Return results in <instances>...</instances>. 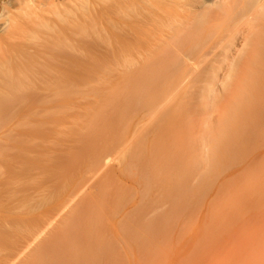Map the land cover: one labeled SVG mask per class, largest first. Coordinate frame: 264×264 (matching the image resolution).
<instances>
[{
  "label": "bare ground",
  "instance_id": "1",
  "mask_svg": "<svg viewBox=\"0 0 264 264\" xmlns=\"http://www.w3.org/2000/svg\"><path fill=\"white\" fill-rule=\"evenodd\" d=\"M0 22V86L2 87V89H0V109L3 110V112L0 113V120L10 125L14 124L12 128H10V126L0 128V264H37L36 261L39 259H32L30 255L38 253L41 240L47 236V234L51 233L52 230L61 225L67 226V235L64 240L61 241L58 253L49 256H41L38 253L39 257L44 259L43 264H86L85 254L88 253V251H85V248L86 246L89 247V242L93 243L97 248V251L94 253L97 258L91 257L92 260L97 259L98 264H122L119 260V256L115 255L113 251L110 252V249L104 250V241L102 240L103 235L100 232V224L104 223L103 216L109 213H107V211L115 200V192H120L117 193L119 196L121 192L124 193L123 188L127 187V184L126 186L122 185V183H118L119 185H117L116 181L119 180V178H125V180L127 178L125 175L117 176L116 172H114L115 168L112 167V164L110 166L109 163L113 152L115 155L118 153L119 147V152L126 147L123 141L126 142L128 140L127 136L129 135L128 133L131 126L127 129L128 133L124 130L126 133L123 132L125 134H121L123 137L126 135L125 138L127 140L122 137L124 140L121 141V138L113 135L115 131H113L112 128L111 130L109 129V131L112 132V136L111 134L109 135L112 138V142H114L113 145L110 136H108V133L111 132H108V137L105 138L106 135L104 134L107 131L104 132L103 129L105 130L107 128L106 124V128H102L101 132L99 130L100 126L98 125L99 128L95 126L97 123H100L98 120L101 114H99L97 121L95 120L96 123H93L95 124V128L89 125V128H92V130L88 128L89 130L87 132L83 130V132H75V136L66 139L62 145L58 144V146H55L57 144H54V146H52L50 144L41 149L42 147L40 148L38 144V150H34L30 145L31 140L29 139L31 136L29 135V129H26V127L34 122L41 124H61L63 121L65 122L64 124H68L66 122L70 121L71 113L74 112H72V109L79 108V106H83L84 104L85 106L87 105L89 99L88 79L89 77H93H91V75L116 77V81H111L113 84L110 83L112 89L110 88L109 90L110 84L103 87L104 89L100 86L103 92L105 89L107 93L108 91L112 93V90L115 92L114 89L116 90L118 83V88L121 87L122 90L126 89L123 92L120 90L122 95L126 92L125 94L128 96L127 94L129 93L128 97L130 98V96H132V103L137 99V101L144 104V107L151 104L150 110L155 107L151 102L153 99H155L154 103L156 107L162 108L163 105H166L164 99L166 100L167 97L162 96L164 95L163 91H165H162V88L165 87V84H168V82L164 83L165 81L172 82V80L170 81V79H168V77H172L175 83L169 84L168 86L170 88L168 87L167 89L171 90V86H174L172 89H174L176 93L179 92L178 95L180 94L181 97L180 105L177 104L180 98L175 96L178 100L175 103L176 105H173L176 106V108L177 105L180 106L177 108L179 112L175 109L176 112L173 113V116L176 114L178 115V113L184 111V109L189 106V108L187 107L188 109H186L187 111L189 110L188 117H185V119H188L184 120L185 123H189L193 127L194 122L192 121L194 117L192 115V109L201 107L203 111L215 110L217 100L219 99V95L215 88L221 82L222 86L225 85V80H222L220 76L221 72L227 71L230 76H236L238 74H251V76H253L256 74V78L259 77V74L264 75V0H0ZM227 72H225L224 76ZM137 76L143 79L140 77L137 78ZM146 76H149L150 79ZM151 77L155 78L156 83H153V81L150 83ZM157 77L159 80L161 77H164V80H166L164 81L162 79L164 82L161 80V83H159L157 82ZM124 78H128V81ZM118 79L121 81L117 82ZM123 79L125 80L123 81L125 82V87L122 85ZM108 80L110 81V79ZM131 80H133V82L138 81L134 83V85L137 86H132V84H130V82H132ZM144 80H147V84L150 83L152 87H155V89L153 88L154 91L156 90V93L153 92L154 96H151V94L153 95L152 87L143 84L145 82ZM148 80H150L149 83ZM105 82L109 83L107 80ZM141 82L142 86L146 89L141 86ZM258 82L260 81L258 80ZM137 83L140 84V87ZM158 83L160 85L162 84L161 91L159 90L160 92H157L160 87L157 86ZM255 84L254 86L251 84V86L253 88L256 86L257 89L258 85ZM261 86L264 87V84ZM97 87L98 86H94V89H92L94 91L97 89L99 93H103L102 90L100 91ZM135 87L138 91L137 89L135 91ZM139 88H142L140 89L142 91L141 95H144V97L141 95H139L140 97L136 96L141 92ZM168 90L165 91V96L168 94ZM249 91L251 92V90H248V92ZM97 93L96 95L99 94ZM107 93L105 96L101 95L103 97H109L110 95L108 96ZM157 93H162V95ZM117 94H119V92H117ZM250 94L253 95L252 93ZM157 95L163 98H158ZM116 96L118 99L122 97H119L120 95ZM128 97V102H130L131 98L129 99ZM147 97H150V99L148 98L149 101H147ZM172 97H174V95ZM237 97L240 101L241 97ZM248 97L247 98L250 99L249 94ZM251 97L255 100L253 101L251 98L250 102H248L249 100L246 98L248 101L244 100V102H248L247 104L254 102L255 104L251 103V106H247L246 104L242 105L244 102L240 101L241 103L239 102V105L241 104L242 106L235 104L236 109L242 108L235 110L234 107L233 110L236 118L238 117V120H235V115H233L234 121L239 122L242 118L240 123H245L241 124L242 128L243 125H246V122L251 121V118L252 122L253 120L256 121L257 118H259L261 122L263 121L264 107L262 104L264 101L262 100L263 103L261 104V100L258 102L257 97V100L254 96ZM139 98H142V101ZM185 99L188 105L185 104L186 107L183 106L184 109L181 110L182 103H185L182 100ZM113 100L112 102L116 103ZM94 101L91 102L90 100L92 103H90V107L92 108L95 106L97 107L98 104L96 100ZM104 101L106 100L104 99ZM110 101L109 104L112 105ZM117 101L119 102V100ZM126 101L127 100L123 102ZM148 102L151 103L149 104ZM93 103L95 106H92L94 105ZM171 103L172 102H169L170 105H172ZM148 106L145 108L148 109ZM243 106L247 108L244 107L243 109ZM81 107L79 110L80 115L74 112V114L80 116V118L82 114L81 109L84 106ZM157 109L160 112L159 114H161V109ZM90 110L91 109L87 112V117H90L89 121L93 119H91V115L93 114H90ZM150 110L148 111L150 112ZM162 110L164 111L163 108ZM233 111L231 112L233 113ZM113 113L114 112H112V114ZM210 113L211 112H209V114ZM84 114L86 116V112ZM102 114L105 115L103 112ZM164 114L167 115L168 113L166 114L165 112ZM164 114L163 116H165ZM224 114H226V112L223 113V115ZM114 115H110L111 117H109L112 119ZM154 117L157 116L154 115ZM227 117H229V115H227ZM230 117L232 119V116ZM230 117L228 118L229 120H231ZM245 117H247V119L249 118V120ZM110 118H108V121L106 120V123L109 122ZM244 118L247 120L246 122ZM102 119L100 118L101 124L102 122L105 123V117ZM228 119L224 120L227 124H229V122H227ZM261 122L258 121V123ZM109 123L111 124L113 121ZM234 124L233 128L232 125L230 127L234 130L233 132L239 128V124L236 125L237 127ZM187 125H185V127L188 128ZM107 126L109 127L110 125ZM101 127H103V125ZM111 127H113L112 124ZM224 127L223 129L225 130L226 128ZM140 129L141 127L138 129L139 131H137L140 132ZM188 130L190 131V129ZM227 130L230 131L229 129ZM227 130H225V132ZM240 130L244 131L242 129ZM209 131L211 132V130ZM246 131L247 129H245L244 135L242 136V132H235L239 134L238 140L242 139L239 143L244 139L240 137L244 136L245 139H247ZM222 133H224V131ZM190 134L191 133H189V135ZM121 135L119 137H121ZM136 137L137 136H135V138ZM235 137L237 138L236 135ZM137 138L139 139L140 137ZM183 138L185 139L184 136ZM217 138L220 137L217 135ZM223 138L221 140H223ZM212 139L215 141L214 137ZM229 139L224 140L230 141ZM133 140L130 142L132 143ZM179 140L180 139H178L177 142H179ZM196 140L197 139L194 138L193 141H191L195 145H198ZM238 140L235 141L238 142ZM118 141H120L121 146L123 145L122 148L119 145V147L115 145ZM134 141L136 142L137 140ZM134 141L133 145L135 144ZM208 141L209 140H207V142ZM219 141L220 139L217 141L218 144L221 142ZM231 141L233 140L231 139ZM235 141L234 143H236ZM107 142L110 146H106L108 145ZM207 142H205V147L199 146V148H206L208 145ZM45 143L44 141L42 145ZM188 143H190L189 139ZM223 143L224 142H222V146H224ZM226 144L228 146V142ZM243 144L241 143L237 146L242 147ZM190 145L192 144L190 143ZM199 145H201V143ZM229 145V148L231 147L230 149L234 148L233 143V146L231 144ZM211 147L216 148L217 144L216 147L215 145ZM220 148L222 149L223 147ZM127 149L131 151V148H126L123 151L126 152L125 150ZM166 149L168 150V148ZM230 149L227 150L231 151ZM235 149L238 148L235 147ZM197 150L198 152L200 151L198 147ZM39 151L41 152L40 158L39 156L37 157ZM62 151L68 153H63ZM32 152L36 153L34 159L31 156ZM203 152L205 153L206 151L203 150ZM156 153H158V151ZM229 155L231 156V154ZM134 156H136V154ZM133 157H131V159H133ZM197 157L196 161L199 160ZM207 157H209V155ZM136 158L135 161L137 160ZM176 158L178 159V157ZM177 159L175 160L174 158L175 161H177ZM114 160H116V158ZM125 160L127 161V159ZM129 161V163L132 161L133 164L131 163L130 165L128 163L127 165L129 166L127 167H129V170L126 169V167L123 168L122 174L127 171L130 172L131 168H133L132 166L139 165V163L134 164V160ZM136 166L134 168H136ZM176 166L179 167L178 165ZM176 166L173 165V167L177 168ZM111 168L114 169L111 170ZM118 170L121 171L120 168ZM68 172H70V174L72 173V177L75 176V179L73 178L74 181L72 180L67 190L60 195L58 193V187L61 177ZM144 172V178L147 175L151 176V174H146V170ZM102 176H104L103 178H105V180L110 179L111 183L105 181L106 184L101 185V183L97 182L99 177ZM115 176H117V180ZM149 176L147 179L145 178V180H147V182H145L146 185L144 183L146 187L143 186L146 189L142 188L141 191H147V187L149 186L148 180H151L148 179ZM130 178L128 179L130 180ZM35 179L36 181H34ZM107 182L113 185L109 190L110 193L113 192L114 194H110L109 190L106 189L108 192L107 194H101L100 192V194L96 195L97 190L95 192L93 186L97 185V183L102 187L107 186ZM99 185L96 187H99ZM115 186L118 188L115 189ZM139 186L142 187L141 182ZM89 187H93L94 194L92 192L93 190L90 189V193L87 192V195H83V198L82 194L86 193ZM138 188L140 189V187ZM150 188L151 187H149V189ZM142 193L141 197L144 195V192ZM146 194L145 197L148 196L150 192ZM145 197L141 198V208L143 203L145 204L143 201V199L145 200L147 198ZM82 198L86 199L82 200ZM109 198H114V200L109 202ZM81 201L83 202L80 203ZM106 201L109 202V204H107L109 206L106 205ZM86 204H89L91 208ZM149 204H151L150 201ZM94 205H96L95 207L97 208L100 207V210L95 208ZM78 206L81 207L80 211L78 210L80 208ZM148 206L146 207L148 208ZM150 206L148 209L151 208ZM93 207L95 209H93ZM130 207L132 209L131 211ZM130 207L126 211L123 210L124 208L120 212L116 210V212L121 215L116 216L114 213V217L111 219L108 229L110 234L115 237L117 245L120 247V245L123 244L121 248L124 251L125 256L123 255V258L125 264H137L138 258L135 253V235L137 234V229L135 227H137V223L136 226L133 224V215L135 216L136 213L142 211V213H144L141 215L145 214L146 216V213L147 215L149 214V210L146 207H143V210L139 209V207L137 208V204ZM88 210H90V214ZM152 210L154 211V209ZM81 211H84V213ZM122 211L123 213H121ZM155 213L156 212H154V214ZM122 215V219L118 220ZM151 216L154 218L153 215ZM116 217L118 218L115 220ZM150 221L151 220H149V222ZM69 222H72L73 227H71L72 225H70L71 223ZM142 222L143 220L140 221V223ZM127 223H130V227L128 229H123V225ZM143 223L145 224L146 222ZM141 227V232L146 231V235L143 234L147 236L149 233L147 229L149 228L146 227L149 226L145 227L142 225ZM144 240H146L144 241V245L147 246L148 238L146 237Z\"/></svg>",
  "mask_w": 264,
  "mask_h": 264
},
{
  "label": "rangeland",
  "instance_id": "2",
  "mask_svg": "<svg viewBox=\"0 0 264 264\" xmlns=\"http://www.w3.org/2000/svg\"><path fill=\"white\" fill-rule=\"evenodd\" d=\"M225 72H227V71H225ZM225 72H221V74H220L221 79L225 80V85L222 86V82H221L215 88L216 92L219 95V99L217 100L215 110L203 111V108H201V107H198L196 109H192V111H193L192 115L194 117V120L192 122H194L193 123L194 128L191 126V124L185 123V120L188 119V118L185 119V117H188L187 115L189 114V110L188 111L186 110L189 108V106H187L188 108L186 107V105H188L186 103L187 100L186 99L182 100L185 103H182L183 105L181 106L182 107L181 110L184 109L183 106H185L186 108L184 109V111L178 113L179 109L177 110V108H179V106L181 105L180 104L181 103L180 94L178 95L179 92H177V93H176V91L174 92V89H172L174 86L172 87L170 85L171 90L167 89L169 87L168 86L169 84L175 83L174 82L175 80L172 77L171 78L168 77V79H170V81L172 80L171 83L169 81H165L166 79L164 80V77H161L160 80L157 77V79H158L157 82H159V83H161L160 81L162 79L165 81L164 82L162 80L164 83L168 82V84H165V87L163 86L166 89L161 87L162 84L161 85L159 83H158L159 85L157 84V86H160L159 89L157 90V92L161 88H162V91L168 90V94L166 96H165V91H163L164 95H162L163 92L161 94L157 93V94L162 95L163 97H167L166 100L164 99L165 104H166L165 105L166 108L163 105L162 106V108L164 109V111H163L161 107H156V104L154 103L155 99H153V98H152L153 100L151 99L152 101L151 100L150 101L153 103V105H155V107L151 108V110H150V106H151L150 103L151 102H148L150 105L149 106L147 105L149 107L147 109V108H145L147 106L144 107V104L141 103L140 101H137V99H136L137 102L133 100L134 102L132 103V101H131L132 96H130L131 99L128 97L129 93L127 94L128 96H126V94H125L126 92L123 93V95L125 96L124 97L122 95L121 91L123 92L126 89L122 90L120 86H119L120 88H118L117 82L121 81V80H119L120 78L116 82L118 89L117 88H116V90L114 89L115 92H113V90H112V93L110 91H108V93H107L105 91L106 90L105 89L104 92H106L108 94V96L109 95L110 96L109 97L106 96L107 98L103 97L102 95L105 96L106 93L103 94L104 92H103L102 88L108 86L111 83V81H113V82L116 81V77L113 78L112 76L109 77V76H103V75L102 76L104 78L101 75H91V77L92 76L93 77L92 78L89 77V79H88V97H89V99H88L87 105L85 106V104H84L83 105L84 107L81 105L83 108L81 106H79V108H75L76 110L74 108L72 109V112L74 111L76 114H79L80 113L79 110L81 107L82 108L81 109V111H82L81 112L82 113L81 118H80V116H77L73 112V113H71V119H70L71 122L70 121L66 122L68 124H64L65 122H63V121H62L63 124L62 123L60 124L59 122H58L59 124H57V123H43V124H41V123L34 122V123L29 124L26 127V129H29L28 130L29 135L31 136L29 139V140H31V142L29 140H27V141L30 142V145L33 147L34 150H38L39 149L38 144L40 145V148L42 147L41 149H43L44 146L46 147L50 144L52 146H54V144H57L55 146H58V144L62 145L66 139H68L69 137H74L75 132H79V131L87 132L89 129L92 130V128H95L94 127L95 124H93V123H96L97 118L99 117V114H101L102 117L101 116L99 117L98 122H100V123H97V125H95V126H96V128H99V126H100L99 130L101 132V129L104 128L105 124H106L107 128L105 127L106 129L105 130L103 129L104 132L107 131L104 134V135H106L105 138L110 136L109 134H111V136H112V132L109 131V129L111 130V128H112L113 131H115V133H116L115 134L113 132V135H115V137L117 136L118 138H121L120 141L124 140L123 138H125L126 135H125V137H123L121 134L123 132L127 131V129H129V127L131 126L129 129V133L127 131V133L129 134V135L127 134L128 140L125 138L127 141L126 142L123 141V143L126 146L125 148H123V150L126 148H131V151H130V149L129 150L127 149V150H125L127 153L124 152L123 150H120L122 153L119 152V149H120L119 146H121V145H120V141H118L119 144H118V142H117V144H115L117 146L119 145L118 146L119 147L118 153H116L114 155V152H113V155L111 156V160L109 163L110 166L112 164V167L115 168V169L111 168V170L114 169V172H116L117 176L125 175L127 178L126 180H125V178H119V180H117V176H115L116 180H117L116 181L117 185H119L118 183H122V185H125V186L127 184V187L123 188L124 193L121 192L122 195L119 194V196H118L117 193H120V192H117V193L115 192V195H114V196H116L115 200H114V198H111V199L109 198L110 199L109 202L111 200H114V202L112 201L113 204L110 207V209L107 211V213L109 212L108 215H106V216L102 215L104 218V223L100 224V232L103 235L102 240L104 241V247H103L104 250L110 249V252L113 251L115 253V255L119 256V260L121 261L122 264H125V261L123 258L125 255H124L123 249L121 248V247H123V244H121L119 247L115 241V237H113L109 232L108 228L110 227L111 219H113L114 213L116 216L121 215L120 213L118 214L117 212H120L123 208H124L123 210L126 211L127 209H129L130 206L137 204V208L139 207V209H142L143 207L148 206L149 201L152 205L149 204V206L151 205L150 209H148L149 206H148V208L146 207L149 210L148 215L146 213L147 210L145 212L147 217L145 216V214L141 215L144 213V212L142 213V211L139 213L135 212L136 215L135 216L133 215V217H134L133 218V224H135V226H136V223H137V227H135L137 229V231H136L137 234L135 235L136 245L134 243V245L136 247V251H135L136 257L138 258L137 264H264V119H263L264 117L262 118V120H263L262 122H261V120H259V118H257V119L255 118L256 121L258 120L261 123H258V121L256 122L255 120H253V122H252V118L250 119L251 121H248L249 122L248 123L246 121L249 120V118L247 119V117H245L247 120H245V118H244V120L246 122V125H243L244 129L241 126V124L244 122L240 123V121H242L241 120L242 118L240 119L239 122L234 121V118H233V115H235V113L233 111L234 107H235V110L242 108L241 107V108L236 109L235 104L239 105L240 101L244 102V100H246V101L249 100L248 102H250L251 98L254 101L255 99H253V97H251V96H254L255 98L256 97L258 98V100L256 98V100L258 102L261 100L260 103L261 104L263 103V101H264V87L261 85L264 84V81H262V80H264V75L259 74L258 78L255 77L256 74L255 75L252 74L253 76H251V74H248V75L247 74H245V75L238 74L236 76H233V75L230 76V74L228 75V72H227L226 75L224 76ZM249 76H251V77H249ZM257 76H258V74H257ZM138 77H140V76H137V78ZM146 77L149 78V76H146ZM146 77H144V78H146ZM107 78L110 79V81ZM148 78H146V79H148ZM124 79L127 80L128 78H124ZM124 79L122 80V83H123L122 85H124L123 87H125V82H123V81H125ZM135 79H136V77H135ZM141 79H143V78H141ZM152 79H151V82H150V80H148V83L149 82L152 83V81L154 83L156 81L155 78L153 80ZM106 80L109 83L105 82ZM258 80L260 82H258ZM89 81H90V83H89ZM129 81H130V79H129ZM131 81L132 82H130V84H132V86L134 85V83L138 82V81L133 82V80H131ZM146 81L143 84H145L149 87H152L151 84L150 83H149L150 85L147 84ZM259 83H261V84H259ZM111 84H113V83H111ZM137 84H139V83H137ZM251 84H252V86H254V84L258 85L257 89H256V86L253 88L251 86ZM126 85H127V83H126ZM259 85L261 88L259 87ZM94 86H98L97 88L100 91L102 90L103 93H99V91H97V89H96V91H94L93 90ZM132 86H131V88H132ZM134 86H137V85H134ZM138 86L140 87V84ZM141 86H142V82H141ZM110 88L112 89V85L109 87V90H110ZM131 88H128V89H131ZM143 88H145V87H143ZM153 88L155 89V87H152V89ZM0 89H2L1 86H0ZM136 89L137 88L135 87V91H136ZM140 89H142V88H139V90ZM154 89H153L152 93L156 91V90L154 91ZM254 89H255V91H254ZM132 90H133V88H132ZM148 90H150V89H148ZM248 90H251V92L250 91L249 92L252 93L253 95H251L248 92ZM137 91H138V89H137ZM143 91H145V90H143ZM117 92H119V94H117ZM145 92H147V91H145ZM171 92L173 93L174 97H172L173 95ZM96 93L98 95H96ZM139 93L140 94L136 95L137 97H140L139 95H141L142 91ZM114 94H115V96L120 95L119 97H121V96L122 97L120 99H118V97L117 96L115 97ZM248 94L250 96V99H248L249 98ZM160 95H157V97L163 98ZM95 96H96V98H101V99H96ZM141 96L144 97V95H141ZM147 96H148V94H147ZM151 96H154V93H153V95L151 94ZM175 96H178L177 98H180V101H178L179 103H177L180 105L179 106L177 105V108H176V106L173 105L178 100ZM237 96L241 97V99L239 98L240 101L237 99L238 98ZM127 97L130 99V102H128ZM137 97H135V98H137ZM150 97H147V99L148 98L150 99ZM155 97H156V95H155ZM170 97H172V98H170ZM124 98H125V100H127L126 102H123V101H125ZM104 99L106 101H104ZM149 99L147 101H149ZM90 100H91V102L96 100L98 102V104H100V103L101 104L98 105L96 103L97 104V107H96L95 104L93 103L94 105H92V106H95V107L92 108V107H90L92 104L90 102ZM112 100L115 101L116 103H113ZM117 100H119V102ZM140 100L142 101V98ZM167 100L169 102H172L171 104L173 106L170 105ZM109 101L112 103V105L109 104ZM106 102H107V104H106ZM245 102L242 103V105L246 104L247 106H249V105L251 106V103H254V102H251V103L247 104L248 102L247 103H245ZM88 103L89 104L91 103V104L89 105ZM167 103H168V105H167ZM104 104H106V105H104ZM108 104H109V106H108ZM263 104H262V106L264 107ZM142 105H143V107H142ZM244 107L245 106H243V109H244ZM96 108H97V110H96ZM157 108L161 109L160 110L161 114H159L160 112ZM245 108H247V107H245ZM89 109H91L90 114L94 115V113L96 112L94 116L91 115V119L93 118L92 119L93 122H92V120H90V121L92 123L89 121L90 117L89 118L87 117V112H89L88 111ZM175 109L178 111L177 112L178 115L176 114L175 116H173L174 115L173 113L176 112ZM148 110H150V112ZM151 111H152V114H151ZM231 111H233V113ZM1 112H3L2 109H0V113ZM85 112H86V116L84 114ZM102 112L105 113L106 116L104 114H102ZM112 112H114V113L112 114ZM165 112H166V114L167 113L168 114L165 115L164 114ZM209 112H211V113L209 114ZM225 112H226V114L223 115V113H225ZM228 112H229V114H228ZM153 113L157 117H154ZM114 114L116 115V117ZM163 114L165 116H163ZM185 114H186V116H185ZM110 115H114V117H112V119H111ZM227 115H229V117L232 116V119L230 117V119L232 121L228 119L229 117H227ZM85 117H87V118H85ZM104 117H105V119H104L105 123L102 122V124H101L100 118L102 119ZM108 118H110L109 122L113 121V123H111L113 127H111V124L109 122L106 123V120L108 121ZM154 118H156V119H154ZM225 119L226 120L228 119L227 122H229V124L224 122ZM235 120H238V117L236 118V115H235ZM102 121H103V119H102ZM130 123H132V124H130ZM182 123H184L185 125L188 124L187 125L188 128L185 127V125ZM230 123H232V124H230ZM233 124L235 126L239 124L238 125L239 128L244 130V131H241L238 128L239 130L237 129L238 131L237 130L235 131L238 133H239V131L242 132L241 136L244 135L245 129H247V131H246L247 132L246 133L247 139H245L244 136L243 137L239 136L240 138H244L243 141L245 143L243 141L241 142L242 144L244 143L242 145V147H238L239 146L238 144H241L239 142L242 139L239 138L240 140H238L239 134L233 132L234 131L232 129ZM13 125L14 124L10 125V124L0 120V128L9 127V126H10V128H12ZM83 125H84V127H83ZM89 125L92 128H89ZM102 125H103V127H101ZM107 125H110V126L108 127ZM231 125H232V128H230ZM224 126H227V127H224ZM140 127H141V129H140L141 133L138 132L139 131L138 129ZM223 127L226 128L225 130L229 129L230 131L227 130L225 132ZM83 128H85V129H83ZM186 128H187V130H186ZM188 129H190L191 132ZM231 129H232L233 133L231 132ZM209 130H211V132ZM221 130H222V132L224 131L225 135H224V133L221 132ZM108 132H111V133H108ZM107 133H108V136H107ZM125 133H123V135ZM189 133H191L192 135L191 134L189 135ZM218 133H220V134L222 133L224 138L222 137V134L220 135ZM232 134H235L237 136V138L235 137V135H232ZM120 135H121V137H119ZM172 135H174V136H172ZM217 135L220 138H217ZM111 136H110V140L112 142ZM135 136L140 137V138L139 139L137 137L135 138ZM183 136L185 137V139L183 138ZM211 136H213L215 138V141L212 139L213 137H211ZM230 136H232V137H230ZM191 137H194L195 139H197L196 140V143H198V145L196 144L197 146L194 144L195 140H194V143H192L194 138H191ZM201 137L203 138V140ZM204 138H205V140H204ZM222 138H223V140H221ZM133 139L137 140V141L135 142ZM178 139H180L182 141L179 140V142H177ZM188 139L192 145H190V143H188ZM206 139L209 140L210 143H209V141L207 142ZM218 139H220V141H221V142L219 141L220 142L219 144L217 142ZM224 139H226V140L229 139L230 141L232 139L233 141L230 142V141H226ZM131 140L134 141V143H135L134 145H133V141H132V143L130 142ZM235 140H238V142ZM44 141L46 143L42 145V143ZM234 141L238 144L234 143ZM199 142L201 143V145H199L200 144ZM205 142H207V144H208L206 147L207 149L206 148L200 149L199 146L205 147L204 146V145H206ZM215 142L217 144V147H216ZM222 142H224L223 143L224 146H222ZM225 142L226 143L228 142V146ZM112 143L114 145V142H112ZM130 143H131V145H130ZM232 143L234 144V148L230 149L231 147L229 148V146H230L229 144L232 145ZM121 144H122V142H121ZM209 144H210V147H209ZM172 145H175L176 148H175V146H172ZM212 145H215L216 148H218V147L219 148L218 149L213 148L214 146L211 147ZM106 146H110V144L108 143V145H106ZM122 146H121V148H122ZM243 146H244V148H243ZM197 147L201 152L200 151L198 152ZM208 147H209V149H211V148L212 149L209 150ZM220 147H223L224 149L223 148L221 149ZM235 147H237L238 149H235ZM166 148H168V150ZM182 148H183V150H182ZM239 148L240 149L242 148V149L240 150ZM214 149H215V151H214ZM227 149H230L233 154L231 153V151H229ZM203 150L206 152L204 153ZM208 150H209V152H208ZM116 151H117V149H116ZM157 151H158V153H156ZM227 151H229V152H227ZM184 152L186 153V155ZM219 152L220 153L222 152L221 155ZM63 153H68V152H63ZM128 153H130V154H128ZM134 153L136 154V156H134L135 155ZM154 153H155V155H154ZM214 154L215 155L217 154V155L215 156ZM229 154H231V156ZM153 155H154V157H153ZM208 155H209V157H207ZM31 156L34 159L36 156V153L32 152ZM38 156H39V158L41 157L40 151H39V153H37V157ZM133 156L135 158L137 157L136 161H135V158ZM131 157H133V159H131ZM173 157L175 158V160L177 159L176 157H178L177 161H175ZM196 157L199 159V160L197 159L198 161H196ZM210 157L212 158V160ZM115 158H116V160H114ZM125 159H127V161ZM129 160H134L135 161L134 164L139 163L140 166L134 165V166H132L133 168H131L130 172L127 171L128 173L126 172V173L122 174L123 168H125V167H126V169L129 168V167H127V166H129V165H127L130 162ZM211 162H212V164H211ZM131 163H132V161H131ZM131 163H129V164L131 165ZM173 165L174 166L178 165L179 167L176 166L177 168H175V167H173ZM197 165L199 166V168ZM135 166H136V168H134ZM119 168L121 171L118 170ZM148 168H149V170H148ZM153 168H156V169H153ZM126 169H124V170H126ZM143 169H145L147 171L146 174H151V176L147 175L145 177L147 179V177L149 176L148 179H151V180H148L150 183L148 182L149 186L147 187V191H146L147 194H149V192H150V194L148 195L149 197L146 196L148 198V200L145 197L146 192L141 191V189L144 188L143 186L146 185L145 182H147V180H145V178H144V176H145L144 171L145 170H143ZM149 171H150V173H149ZM104 176L99 177V180L97 181V182L101 183V185H105L106 184L105 181L110 182V179L105 180V178H103ZM73 178L75 179V176L72 177V173L70 174V172H68L63 177H61L59 187H58V193L60 195L67 190V188L72 183V180L74 181ZM101 178H102V180H101ZM106 178H107V176H106ZM128 178H130L131 181ZM137 178L139 179V183H138ZM132 179L133 180L135 179L134 181H136V182H134ZM152 179H153V181H152ZM34 181H36V179ZM119 181H121V182H119ZM132 182H134L136 184H134ZM140 182L142 184V187L139 186ZM99 183H97V185H99ZM144 183H145V185H144ZM97 185L93 186L95 188L94 189L95 192H96V190H97V192H99V193L96 192V195L100 194V192H101V194H104V193L107 194L108 192L106 191V189L109 190L113 187V185H111L109 183L107 186H103V187L101 185H99V187H96ZM122 185H120V186H122ZM93 187L87 188L86 193H83L82 196L87 195V192H89L90 189L93 190ZM138 187H140V189ZM149 187H151V188L149 189ZM116 188H118V187L115 186V189ZM144 189H146V188H144ZM94 190L92 191L93 194H94ZM121 190H122V188H121ZM102 191H104V192H102ZM134 191L137 193V195ZM142 192H144L143 197H141V195L143 194ZM109 193H110V190H109ZM112 193H110V194H112ZM84 196H83V198H84ZM108 197H109V195H108ZM112 197H113V195H112ZM144 197L146 198L145 200L143 199L145 204L143 203V206L141 208V205H142L141 198H144ZM83 198H82V200H85L87 197L85 199H83ZM88 199H89V197H88ZM99 199H100V197H99ZM107 200H108V198H107ZM88 201H84V202H88ZM97 201H99V200H97ZM82 202L83 201H81L80 203H82ZM106 202H107L106 205L109 204L108 201H106ZM147 202H148V204H147ZM93 203H95V202H93ZM132 203H134V204H132ZM89 204L91 205L90 202H89ZM89 204H86V205L88 206ZM102 204H104V203H102ZM80 206L83 207L82 205H80ZM80 206H78V207H80ZM95 206L96 205H94V207ZM98 206H99V204H98ZM107 206H109V205H107ZM81 207L78 209L79 211H80ZM88 207H87V209H88ZM94 207H93V209L97 208V207H95V208ZM89 208H91V206ZM99 208H97V209L100 210ZM85 209H86V207H85ZM107 209H108V207H107ZM139 209H138V211H139ZM152 209H154V211ZM116 210H117V212H116ZM131 210L132 209L130 207V211ZM88 211L90 214V210H88ZM154 212H156V213L154 214ZM82 213H84V211ZM86 213H87V211H86ZM91 213H93V212H91ZM121 213H123V211ZM94 215H95V213H94ZM151 215H153L154 218ZM122 217H123V215L120 216L119 218L116 217L115 220L117 218H118V220L119 219L121 220ZM145 217L147 220L145 219ZM139 220L140 221L143 220V222H146V223L144 224L142 222L143 223L142 224V223H140ZM149 220H151L150 221L151 223L149 222ZM69 223H71L70 225H72V222H69ZM138 225H140V226H138ZM142 225L145 227L149 226V227H146V228H149V229H147V230H149V231H147V232H149L147 234V236H144L146 231L141 232V230H142L141 226ZM123 226H124L123 229H125V228L128 229L130 227V223H127L126 225L124 224ZM66 227L63 225L56 227L54 230H52L51 233L47 234V236H45L41 240L40 245L38 247V253L41 256L54 255L55 253L59 252L60 246H61V241L64 240L65 236L67 235V228ZM71 227H73V225ZM146 237L148 238V240H147L148 241L147 242L148 247L144 245V241H146L144 239ZM88 245H89V247L86 246V248H85V251H88V253L85 254L86 264H98L97 259L96 260L91 259V257L97 258V256L94 254L97 251V248L91 242H89ZM38 253H33L32 255H30V257L32 259H35V258L39 259L36 261L37 264H43L44 259H42V257H39Z\"/></svg>",
  "mask_w": 264,
  "mask_h": 264
}]
</instances>
